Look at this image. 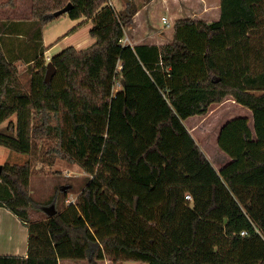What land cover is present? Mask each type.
I'll list each match as a JSON object with an SVG mask.
<instances>
[{
    "label": "trees",
    "instance_id": "1",
    "mask_svg": "<svg viewBox=\"0 0 264 264\" xmlns=\"http://www.w3.org/2000/svg\"><path fill=\"white\" fill-rule=\"evenodd\" d=\"M69 2L68 15L91 20L96 40L54 54L49 81L37 52L29 90L0 21V126L9 120L10 131L0 144L31 154L49 140L47 156L77 163L85 186L60 208L56 193L66 200L72 184L40 202L32 161L4 163L0 206L29 238L27 256L0 254V264H264V0H221L212 22L180 18L162 46L122 42L140 8L133 0L121 10L107 0H33L22 29L41 51L45 25ZM230 95L252 110L254 130L247 116L222 125L217 142L231 160L218 170L183 120Z\"/></svg>",
    "mask_w": 264,
    "mask_h": 264
},
{
    "label": "rangeland",
    "instance_id": "2",
    "mask_svg": "<svg viewBox=\"0 0 264 264\" xmlns=\"http://www.w3.org/2000/svg\"><path fill=\"white\" fill-rule=\"evenodd\" d=\"M130 1V0H128ZM126 0H112L114 3L115 9L121 10L125 7ZM138 6H142L144 4V10L141 13L138 24L136 23L135 29L126 30L127 35L130 37L133 35L132 33H139L141 27H144L145 35L152 34L154 32H158L159 30L164 31V29L168 28L167 24L163 22L162 17L167 16L169 21L173 24V18L177 16L189 17V18H207L202 12V8L200 6L203 5L204 0H186L187 4L184 0H170L169 4H167V0H133ZM189 2L196 3V9L193 11V8H189L187 5ZM191 4V5H193ZM25 4L21 7V9L25 10ZM186 7V8H185ZM193 7V6H192ZM195 7V6H194ZM191 9V11H190ZM80 19L71 18L67 13H63L60 16L54 18L52 21L48 22L44 27L45 34V43L46 48L42 51L39 49L40 43L33 41L31 44L32 48L27 47L25 57L18 58L16 63L19 67L20 74V82L29 90V86H31V75L30 73L33 69H35L38 65V62H33L32 64H25L26 58L28 55H34V52H38V54L44 55V50H46L44 61L46 64L51 59L52 52L60 50L61 46H67L66 42L69 40L72 44H84L88 46L90 43H87V39L96 40L93 35H91L89 28L92 27V22L84 25H79ZM140 22L143 24L140 25ZM171 24V25H172ZM78 27V32L70 36L73 32V27ZM91 26V27H89ZM23 27V26H22ZM26 28V27H24ZM27 29V28H26ZM26 31V30H25ZM152 33H150V32ZM69 37V38H67ZM129 37V39H130ZM63 40V41H62ZM62 41L57 49L47 51V47H51L53 44ZM131 41V39H130ZM132 42V41H131ZM6 48V43H3ZM63 44V45H62ZM69 44V43H68ZM88 44V45H86ZM64 47H61L64 48ZM23 58V59H21ZM231 98H227L222 102L214 103L210 106L206 115L202 116L201 119H197L198 122L195 123V128H192V132L196 139L202 145L203 150L206 152L208 157L213 161V165L216 166V169L220 170L219 165L220 162L217 160L223 161V157L219 154V150H217L216 138L218 136L219 130L222 125L227 122L229 116H233L239 112V107L234 104ZM11 119L15 120L16 117L13 115ZM9 120L5 121L1 127L0 131L10 132L7 130V125ZM50 141H40L37 146L33 149L31 154H25L19 151H16L8 146L0 144V163H24L28 159L32 161V179L33 183L31 184V188H36L33 192L35 198L40 202H45L50 199L55 192H57V187L61 185L72 184L69 189L67 197H76L77 194L83 187L85 186L86 176L87 174L83 171V169L77 164L68 161L67 159L56 157L52 158L47 156L46 150L49 147ZM47 177L45 181L41 184H37L36 181L40 178ZM55 184L54 188L52 185ZM33 185V186H32ZM58 197V206L61 208L66 205V202L63 197V193H56ZM50 206V205H49ZM47 210V207H46ZM40 216H44L45 212L40 211ZM124 264H149L145 261L140 260H126Z\"/></svg>",
    "mask_w": 264,
    "mask_h": 264
},
{
    "label": "crops",
    "instance_id": "3",
    "mask_svg": "<svg viewBox=\"0 0 264 264\" xmlns=\"http://www.w3.org/2000/svg\"><path fill=\"white\" fill-rule=\"evenodd\" d=\"M184 1L187 4V1L186 0H184ZM169 2H170V0H167V4H169ZM202 3H203V5L200 6L202 8L201 13H204L205 16L207 17V18L202 17V19H205L208 22H212V21L220 18L221 0H204ZM23 4H25L24 7H25L26 11H23L24 9H21ZM191 4H193V2H189L187 6L189 8L190 7L193 8V11H194L197 8L196 3H194L193 5H191ZM169 6H170V4H169ZM144 7L145 6L143 4L139 8V10L137 11V13L135 15L134 24L129 26L127 28L128 30L136 28L135 24L136 23L138 24L139 17L141 15V13L143 12ZM190 11H191V9H190ZM66 13L68 14V12H66ZM32 18H33V0H0V21H3L4 24L6 23V26L4 25L5 28H3L4 32H3L2 42L6 43V48L4 46L6 53L9 55V57L15 59L16 61L18 58L20 59V57H25V55H27L26 48L27 47L32 48L31 44L33 43V41H35V40L30 39L28 37V35L26 34V31L24 29H22V26H26V24L29 23L32 20ZM180 18H184V17L183 16L174 17L173 18L174 19L173 24L170 22V25L167 26L168 28L164 29V31L159 30L157 33L156 32L152 33L149 31L150 33H152L149 35H145V32H147V31L144 30V27H141V30L139 33H135V31H134V33H132L133 35L131 37L128 35V37H130V39L132 41L131 44L135 45V44H139V43H152V44H157L159 46L167 44L173 38L174 23L176 20H178ZM78 19H80L79 23H81L83 21V23L81 25H84L85 23H87V24L91 23V20H86L85 17L78 18ZM141 24H143V22H140V25ZM9 25H11L10 27L13 29L10 30ZM89 27H91V26H89ZM74 29L75 30H73V32L70 36L75 35L79 30L78 27H76ZM90 29L91 28H89V30ZM5 31H7V32H5ZM126 33H127V31H126ZM67 38H69V37H67ZM62 41H59V42L53 44L49 48L47 47V51H50V50L55 51V49H57V47L60 45V43ZM86 42L90 43L89 45H91L94 42V40L89 38V39H87ZM42 45L45 48L47 46L45 43L44 30H43ZM66 45L67 46L74 45L80 49L86 48L89 46L88 44H86L88 46H85L84 44H80V43L77 45L72 44L71 42H69V40L66 42ZM67 46H65V47H67ZM61 47H64V46H61ZM61 47L58 48L60 50L52 52L51 56H53L54 54L60 52L62 49L65 48L64 47L61 49ZM36 53L37 52H34V55H28L26 58H24L26 60L25 64H27V65L32 64L34 62V60H32V59L36 55ZM45 53H46V50H44L43 56H45ZM43 58H45V57H43ZM21 59H23V58H21ZM35 69H33L30 73L35 71ZM120 88H121V86H117L116 90L117 89L119 90ZM227 98H231L233 100V102H235L234 104H236L239 107V112L237 114H234L233 116L232 115L229 116L227 121L231 120L237 116H247L249 118L250 126L254 130L252 110L249 107L242 105L241 103H238L235 100V98L231 95L228 96ZM216 103H219V102H216ZM204 115H206V114H196V115L189 116L188 118L183 120L184 124L186 125V127L189 129V131L192 133L193 136H194V134L192 132L193 131L192 128H195V123L198 122L197 119H201L202 116H204ZM15 117H16V115H15ZM219 133H220V130H219ZM219 133H218V136H219ZM218 136L216 138V145L215 146L217 147V150H219V152H220L219 155L221 157H223V159H224V163H223V161L217 160L218 162H220L219 168L221 169L225 164H227L231 160V158L227 153H225L224 151H222L220 149L218 142H217ZM194 138L196 139L195 136H194ZM198 143L200 144L199 141H198ZM211 162L213 163L212 160H211ZM46 178L47 177H43V179L39 178L36 181V183L41 184L45 181ZM32 183H33V179L31 176V184ZM54 186H55V184L52 185L53 188H54ZM67 186H69V185H65V187H67ZM35 190H36V188L33 189V187H32V191L34 192ZM53 209H54L53 205H50L47 207V212L51 215L53 212ZM42 218H44V217H42ZM28 238H29L28 226L26 224H24L22 222V220L19 218V216L17 214H15L12 210L8 209L5 206H0V254H17V255L27 256L28 255ZM125 262H126V260H122V261H119L117 264H124ZM59 264H89V262L87 260L60 259ZM101 264H114V263L111 259L105 258L104 260L101 261Z\"/></svg>",
    "mask_w": 264,
    "mask_h": 264
},
{
    "label": "water",
    "instance_id": "4",
    "mask_svg": "<svg viewBox=\"0 0 264 264\" xmlns=\"http://www.w3.org/2000/svg\"><path fill=\"white\" fill-rule=\"evenodd\" d=\"M126 1H128V0H126ZM72 7V3L71 2H69L65 7H63L62 9H59V10H57V11H55V16H59V15H61V14H63V13H66V12H68L69 10H70V8ZM56 71H57V68H56V65L50 60L49 62H48V64H47V72H46V80H50L52 77H53V75L56 73ZM123 82V81H122ZM2 170H3V164H1L0 163V174L2 173ZM69 186H67V187H63V189H66V188H68ZM53 212H52V214H54L55 212H56V209H55V206L53 205Z\"/></svg>",
    "mask_w": 264,
    "mask_h": 264
},
{
    "label": "built area",
    "instance_id": "5",
    "mask_svg": "<svg viewBox=\"0 0 264 264\" xmlns=\"http://www.w3.org/2000/svg\"><path fill=\"white\" fill-rule=\"evenodd\" d=\"M107 1H108V5H109V6L115 8L114 3L112 2V0H107ZM162 20H163V22L166 23L168 26L170 25V21H169V18H168L167 16H163V17H162ZM122 42H123L124 44L132 43V42L130 41V39H129V37H128L127 34H125V36L122 38ZM117 86H121V82H120L119 80L117 81ZM186 198H187V199H192V196H191L190 194H187V195H186ZM76 199H77V196H76V197H67L66 200H65V202H66V204L69 205V204H71V203H75V202H76ZM241 234H242V235H245V234H247V231H246V230H243V231H241Z\"/></svg>",
    "mask_w": 264,
    "mask_h": 264
}]
</instances>
